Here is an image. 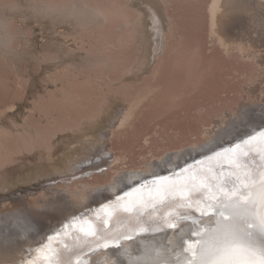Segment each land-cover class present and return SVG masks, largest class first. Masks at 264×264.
Masks as SVG:
<instances>
[{"label": "rangeland", "instance_id": "rangeland-1", "mask_svg": "<svg viewBox=\"0 0 264 264\" xmlns=\"http://www.w3.org/2000/svg\"><path fill=\"white\" fill-rule=\"evenodd\" d=\"M37 1L0 0V175L48 171L0 184V207L94 194L206 144L222 111L255 104L264 69L210 35L211 0H84L109 5L107 20Z\"/></svg>", "mask_w": 264, "mask_h": 264}, {"label": "snow or ice", "instance_id": "snow-or-ice-1", "mask_svg": "<svg viewBox=\"0 0 264 264\" xmlns=\"http://www.w3.org/2000/svg\"><path fill=\"white\" fill-rule=\"evenodd\" d=\"M75 219L81 226L71 241L52 256L42 246L48 264H84L96 251H107L111 264H264V128L170 175L118 189L94 216ZM149 234L133 257L124 242Z\"/></svg>", "mask_w": 264, "mask_h": 264}, {"label": "bare ground", "instance_id": "bare-ground-1", "mask_svg": "<svg viewBox=\"0 0 264 264\" xmlns=\"http://www.w3.org/2000/svg\"><path fill=\"white\" fill-rule=\"evenodd\" d=\"M153 2H155V0H153ZM208 2H210V0ZM87 3L88 2H84V0H72V4L75 5L77 9L81 10V12L85 13V15H90L91 13L93 16L90 15V17L95 18L100 15V17H103L105 19L107 18V15L109 16V5L106 6L107 4L103 3L104 6H99L100 3L98 2L99 5H97L98 3H96L95 5L89 4L88 6ZM115 5L117 7V4ZM208 7L209 8H207V10L209 9L208 14L210 15V35L216 37L219 45L221 44V46L224 47V51H229L230 48H232V46L230 48L229 46L231 44H234L237 46L240 54L244 52L242 54L243 58L244 56H246L250 59H253L264 69V0H211ZM115 8L113 7V9ZM120 8L122 9V6ZM105 9L109 11L108 14ZM103 18H101V22L105 20ZM155 20L156 22H158V18H156ZM2 26L4 25H2L1 23L0 28H2ZM2 30L3 29H0V32ZM256 85V87L251 86L252 88L249 89L251 90L253 99V102L251 103L255 104H250L251 106H247L244 102L246 105L244 106V103H239L238 105H236V107H234L235 110L231 109L233 112H235L234 115L230 114L231 110L228 113L222 111L221 115L219 116L220 118L217 116L220 121L217 122L215 120L212 130L210 129L211 131L209 132L207 130L205 131V134L210 133L211 136L209 137V139H207L208 142L206 144L204 143L202 146L197 145L199 147L192 149L189 148L190 150L178 151L177 153H171V155L162 157V160L159 161V163L150 165V167L143 170L142 173L133 172L130 174V172L127 171L129 172V174H123L121 176L119 175L115 182L112 181L113 183H109V185L106 187L104 186L105 188L103 190L95 191L94 194L89 193V196L82 193H80L82 195H77L75 197L69 194H66L67 196L52 195V198H41V200H39V197H41L39 196L38 200L34 199L32 201H28V203L25 200L28 204L27 206L25 205V203L18 205L19 203L15 204L16 202H13L14 205L8 204L9 206L4 205V207H0V264L16 263L20 258L23 257V251L25 250V248L32 246L34 243H37L47 233L46 231H50L52 228L56 227L59 224L60 220L63 217H66V215H68L69 213H72L75 210H80L83 207L90 206L91 204H98L101 201L108 200L113 195V192L117 191L118 189H126L129 184L145 178L146 176L165 173L170 168H175L176 166L181 165L186 161L209 153L211 149L222 147L225 143L236 140L248 134L249 132H254L256 131V129L264 127V79H261V81L258 80V83ZM219 124L221 125L219 126ZM51 133L52 135H50ZM50 134H48L49 136H47V138L49 137L48 139L52 140L55 136L54 130L50 132ZM26 138L31 139V137L28 135H26ZM35 138L37 139V137ZM45 142L48 143L49 141ZM28 143L27 145H30L31 142H29L28 140ZM68 159L69 156L66 155L65 159H63V164L65 162H69ZM0 166H2L1 159ZM60 168L61 164H58L53 166L51 169H54L55 172L61 170ZM47 171L48 168L45 167H40L39 169L33 171L29 170L27 173H25L21 180H18L16 182H7L5 177L0 175V184L13 188L17 183L28 182L32 177L41 175ZM154 239L158 243H167V241L164 239V234H158ZM151 240H153V236L146 235L143 237L137 236V238H135L134 240L126 241L124 243L128 248V251L132 253L133 257H135L141 254L142 245L148 243ZM89 262L90 264H92V262H95V264H111V259L109 257V253L106 251L100 255H97L96 257L90 256ZM36 264L41 263L36 262Z\"/></svg>", "mask_w": 264, "mask_h": 264}]
</instances>
